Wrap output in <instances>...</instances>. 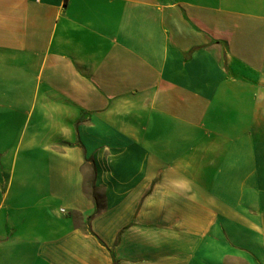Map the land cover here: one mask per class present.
Wrapping results in <instances>:
<instances>
[{
    "label": "crops",
    "instance_id": "0c3cea01",
    "mask_svg": "<svg viewBox=\"0 0 264 264\" xmlns=\"http://www.w3.org/2000/svg\"><path fill=\"white\" fill-rule=\"evenodd\" d=\"M0 264H264V0H0Z\"/></svg>",
    "mask_w": 264,
    "mask_h": 264
}]
</instances>
